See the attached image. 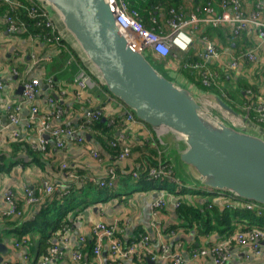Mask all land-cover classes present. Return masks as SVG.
<instances>
[{
	"label": "crops",
	"instance_id": "crops-1",
	"mask_svg": "<svg viewBox=\"0 0 264 264\" xmlns=\"http://www.w3.org/2000/svg\"><path fill=\"white\" fill-rule=\"evenodd\" d=\"M12 4L15 5L14 3ZM256 4L255 0H242V6L246 11L256 9ZM211 7L212 12L205 11L202 15H197L198 13L192 9L191 2L188 0L185 4L184 11L186 12L185 15L188 17L191 14H196L199 18L204 19L220 13L221 8L217 1L212 2ZM258 10L260 11L261 20L264 21V1H260ZM3 25H5L4 20L0 17V80L3 84L0 89V149L4 150L3 152L9 153L10 146L8 145L10 142L15 141L19 135L24 137L27 132V127H25V124L22 122L27 119L28 112L25 114L23 110L27 109L29 111L30 104L24 102L21 94L17 93L16 90L18 86L21 85L22 81L29 78L36 76L39 77L41 81L38 93L33 102L41 111H45L51 106L61 107L62 117L60 120L69 126L75 127L77 125L76 123H78V118H81L84 114V110L92 106H97L100 102L105 104V115H109V113L111 115L113 112L123 110V106L111 99V95L103 93V91L98 88H87L83 92L84 95L91 98L90 103L86 102L85 104H81L75 101L73 94L71 95L74 91L72 80L75 69L73 71V68L66 63L67 57L61 58L56 47H45L42 43L38 44V41L33 40L31 37L22 38L16 35V33L7 32L5 28L3 29ZM212 27H222L227 31L230 29V25H214L204 20H200L193 24H187L184 28V32L189 35L191 39L190 44L185 51L176 50L170 52L169 55H171L172 58H169L161 65L165 74L168 75V78L177 80L179 83L192 89L193 86L187 82L186 78L182 75L180 76L178 72L179 67L182 65L184 55L188 53L190 58H196V61H204L205 63L209 62L218 70L231 73L234 78H244L251 87L253 86V88H247L246 91H253L256 96V102L263 100L264 39L258 37L257 28L254 25H249L242 31L238 38L230 39L224 36L220 39L218 36L210 37L206 34L205 31ZM205 40L213 43L218 52L217 57L204 59ZM70 41L66 38V42L72 48ZM246 49V52L252 51L255 56L254 59L251 60L248 56L241 55L240 52ZM73 50L77 54L76 50ZM50 57L52 58L51 61ZM47 58L49 59L47 60ZM79 60L81 61V58H79ZM233 61H235L236 64L230 66ZM82 65L90 71L84 59H82ZM13 71H16L17 74L15 75L12 73ZM173 74H175V77ZM47 78H54L58 88H61V92L65 91L66 94H58V92L53 91L48 85L45 87ZM5 83H7L6 89L4 86ZM52 93H54V102L49 104L47 98L52 95ZM248 93H250V91H248ZM6 104H11V106L20 105L19 121L17 124H13L9 120L5 111ZM3 117L5 119L4 122L2 120ZM130 127L131 128H129L126 122H123L116 131V135H122L123 141L132 146L131 157L122 163L116 162L117 165L121 164V169H124L125 167L123 166L125 165L132 167L133 163L137 164L135 163L138 152L136 147L142 145L143 140H148L149 138L154 140L153 137H155V139H157V145L154 141L153 144L159 146V153H163L165 154L164 157L168 156L170 158L174 164L173 166L176 174L188 180V187L191 191L199 190L198 188L200 185L195 184L190 179L187 168L180 163L175 156V148L173 144H171L172 139L168 143H163L161 141L162 134H158L147 125L143 127L139 125L135 126L134 124ZM29 130L35 131L33 128H29ZM14 131L18 132L17 136L13 135ZM42 133L43 132L40 134H33L32 145L42 149L43 144L39 142L40 137L51 144V148L49 147V150L44 152V157H49L51 160L44 165L43 169L40 170V168L34 164L22 167L20 163H17L8 172H0V244L4 245L7 249L5 254L0 252V256L3 260L0 264H39V258L47 251L49 247L48 244L50 242H52V244L58 242L57 237L60 230L51 235L50 240L46 241L47 245L43 244V239L40 237L45 236V233H47V231L49 232V228L46 231L42 230L33 234L31 238L28 235L24 236L22 242V239H16L14 232L16 226L22 222L34 219L40 208V204L48 197V195L46 197L44 196L42 200H40L41 202L30 204L27 202L25 193L23 192L25 187L38 191L42 187V181L46 179L58 186L63 185V173L65 171L60 168L61 162H67L68 166H70L73 171L81 170L86 174L95 176V178H104L107 168L115 163L106 156L101 157V160H97L92 156L90 153L92 149L102 152L103 154V150L94 138L90 139V137H88L89 139L87 138L85 142L67 139L66 147L59 150V148L55 147L51 138L43 137ZM19 155L21 157H28L25 149H23V151L20 150ZM200 190L207 192L203 187H201ZM191 191L186 193L185 196L196 205L201 206L207 200V198L200 195H192ZM4 192H10L14 195L18 208L21 210L20 216L5 217L2 215V212L7 207L5 199L3 198ZM129 192L130 191L121 189L120 196L112 197L107 201L90 205L88 208L83 209V211L87 212V215H83V211H81L79 215L76 216L77 219L73 222L70 229L66 233L63 232L66 241L62 243V252L57 259L47 264H106V262H109L112 256L105 246L102 247L100 259L98 260L89 253L86 245H84L85 241H80V236L82 235L85 240L86 237H89V227L95 222H104L107 224L117 222L122 229L121 238L124 244L134 238L136 232L143 233L147 230H151V243L154 246L156 245V247L160 241L171 246V244L178 242V240H176L178 237L180 240L183 239L182 242L179 241L182 245L184 259L182 264H212L209 255L193 260L190 257L188 245H198L202 247L210 242L221 240L216 232L200 234L199 238H194L191 233L182 232H178V234H176L177 236L166 237L161 231V226L165 227L167 224L177 221L173 200L177 199L178 196H165V205L157 218L159 222L157 228L159 230L154 231L150 227L153 221L151 205L156 199L154 193H157L158 196H160V193L155 191ZM213 200L219 206L220 210L228 204L225 198L217 199L213 197ZM94 208H96V211ZM18 219V224L14 225L13 222ZM236 225V228L241 226L239 223H236ZM27 229L30 230V227L27 226ZM63 246L64 248H62ZM75 249H80L82 253L79 260L72 258V251ZM231 251L232 253L228 264H264V251L254 256L251 255L248 246H241L236 243L231 245ZM134 258L135 256L126 257L123 259V262L124 264H148V262L142 259L139 260ZM151 264H168V262L164 258L157 257L156 261Z\"/></svg>",
	"mask_w": 264,
	"mask_h": 264
},
{
	"label": "trees",
	"instance_id": "trees-1",
	"mask_svg": "<svg viewBox=\"0 0 264 264\" xmlns=\"http://www.w3.org/2000/svg\"><path fill=\"white\" fill-rule=\"evenodd\" d=\"M187 1L188 0H126V3L129 9H133L138 12L139 19L144 27L155 32H168L169 28L166 23L171 17L170 10L174 9L178 13L186 14L184 7ZM214 1L218 2L219 0H190L192 9L198 13L197 15H202L205 12V8L208 5H212V2ZM255 1L260 5V1L264 0ZM15 2H18L19 5H13V2L10 1L0 0V17L3 18L5 24L3 25V29L5 28L6 30L8 26V23L5 22V18L10 16L14 25L17 26L13 33H16V35H19L22 38L31 37L33 40L38 41V44L42 43L45 47H56L61 58H66L68 56L67 50L55 44L54 39H50L51 36L49 33V27L44 24V20L39 11L35 10L33 14H28L27 9L40 5L39 0H15ZM205 32L210 37L218 36L220 39L224 36L226 38L229 37L230 39H235L242 33L241 32L238 35L233 36L230 29L227 31L222 27H212L211 29H207ZM60 42L63 43V41ZM67 49L76 54L68 44ZM172 51H174V49H171V52ZM246 51L247 49L241 51V55L243 56ZM147 57L153 66L167 77L161 65L169 58H172V56L168 54L165 57H160L151 51H147ZM51 59L52 58L50 57V61ZM196 60V58H190L188 53L184 55L182 65L178 70L180 76L182 75L186 78L187 82L195 88V91L207 92L220 97L236 112L242 115H247L249 120L264 130V121L258 120L257 113L254 109L256 96L253 91L248 90L250 93L246 91L247 88H253V86L251 87L244 78H234L231 73L218 70L209 62H206L205 64L216 74V77L209 85H204L197 70L183 67L184 64L194 62ZM69 66L73 68V71L76 68L73 64ZM51 79L53 82L52 90L59 92L61 88H58L56 84L57 82L54 78ZM100 89L103 93L109 94L103 85H101ZM72 94L73 92L71 95ZM80 103L85 104L86 101ZM124 107L128 110L125 105ZM90 108L92 110H100L101 115L92 122L91 130L86 133L89 135L90 139L94 138L103 150V154L102 152L99 153L101 155L100 157L106 156L115 162L112 166L115 167L117 175L116 186L109 187L106 185L101 187L93 182L75 184L72 183V181H64L63 184L67 185L66 188H60L59 190L50 193L44 202L40 204V208L34 219L22 222L21 224H18L19 219L13 222L14 225L18 224V226L14 229L16 239L21 240L27 235L31 238L33 234L42 230L46 231L49 228L50 233L47 231L45 236L40 237L43 239V244H46V241L50 240L51 235L59 231L62 226L71 227L73 222L77 219L76 216L79 215L83 209L88 208L90 205L107 201L112 197L120 196L121 189L130 191L129 193L155 191L159 193L165 192L170 196H178L176 199L178 205L175 207L177 221L175 223H169L165 227L161 226V231L166 237H171L178 234V232H182L191 233L194 238H199L200 234H210L212 232H216L221 239H224L237 231H243L253 226L264 228V211L258 213L255 209H249L239 205H225V207L220 210L219 206L213 200L212 195L208 192L200 190L203 186H200L198 188L199 190L191 191L190 188L186 186L188 184L187 180L176 174L170 158L168 156L164 157L165 154L158 152L159 146H156L157 144H153V141H157L155 137H153L154 140L150 138L148 140H143L142 145H138V147H136L138 152L135 163L137 164L133 163L132 167L125 165L123 166L125 168L121 169V164H116L115 156L122 150L124 142L123 139H119V136L116 135V131L119 126H121L124 122L123 110H119L117 112H113L111 115L105 116V104L103 102H100L97 106H92ZM84 120V116L78 118V123H76L77 125L75 127L78 128L80 124H83ZM35 133H37L36 130L32 131L27 129L24 136L25 138L20 135L17 136V139L10 142L8 145L10 146L9 153H5L3 152L4 150L0 149V172H8L17 163H20L22 167L34 164L41 170L44 168L46 163L50 162L51 159L49 157H44V152H47L49 147L51 148V144L46 142L44 148L42 149L32 145V138ZM85 135L82 140L83 142L87 141ZM111 142L115 143L114 146L111 145ZM23 149H25L28 157H21L19 155L20 150L23 151ZM131 155L132 146L130 145V155L128 158H130ZM158 163H168L173 166V171L170 173V176H162L159 178L148 177V169L157 166ZM65 170L70 171L71 167L68 166ZM132 172H136V175H133ZM76 173L81 174L83 172L78 170ZM203 188L208 190L207 187ZM66 189L68 191H66ZM188 190L191 191L192 195H200L207 198V200L201 206L196 205L191 200L189 201L185 196V194L188 193ZM160 212H162V210ZM236 223L241 224V226L236 228ZM27 226L30 227V230L27 229ZM150 232L151 230H147L143 233L150 234ZM171 232L174 234L172 235ZM139 233L142 234V232H136L135 236ZM176 240H178V242L171 244V246L176 243H181L183 239L180 240L177 237ZM84 243L87 250L92 255L91 250L94 245L93 239L91 237H86ZM128 243L129 242H126L125 245ZM211 243L213 242L206 245ZM51 244L52 242H50L48 246ZM188 247L191 251L192 248L198 247V245H188ZM141 259L147 262L148 258L142 256Z\"/></svg>",
	"mask_w": 264,
	"mask_h": 264
},
{
	"label": "water",
	"instance_id": "water-1",
	"mask_svg": "<svg viewBox=\"0 0 264 264\" xmlns=\"http://www.w3.org/2000/svg\"><path fill=\"white\" fill-rule=\"evenodd\" d=\"M39 2L111 97L158 134L170 133L174 154L195 184L264 205L262 128L220 97L163 75L147 54L131 45L107 0ZM22 89L19 85L17 93ZM42 136L50 137L48 132ZM6 251L0 244V252Z\"/></svg>",
	"mask_w": 264,
	"mask_h": 264
},
{
	"label": "built area",
	"instance_id": "built-area-1",
	"mask_svg": "<svg viewBox=\"0 0 264 264\" xmlns=\"http://www.w3.org/2000/svg\"><path fill=\"white\" fill-rule=\"evenodd\" d=\"M13 2L15 5H19L15 0H6ZM110 6V9L114 15L115 21L124 28L129 36L131 45L141 50L143 53L147 54V51H151L160 57H165L170 54L171 49L183 50L185 51L190 44V37L184 32V28L187 24L196 23L202 19H200L196 14H191L186 16L185 14L178 13L174 9L170 10L171 17L167 20V26L169 28L168 32H155L151 29H148L142 25L138 12L133 9H129L126 3V0H107ZM221 11L216 15L210 16V18L203 19L204 21L210 22L214 25L227 24L230 25V31L233 36L238 35L243 30H245L249 25H254L257 28V35L259 38L264 39V21L260 18V11L258 8L259 4L256 5V9L251 11H246L242 6V0H219L218 1ZM39 11L41 14L44 24L49 27L50 39L55 40V44L61 46L66 49L68 52V56L66 58V63L68 65H75V73L73 75V98L77 102L87 103L91 102V98L87 95H84L83 92L87 88H101V83L82 65V58L77 53L74 54L67 49V42L64 36V33L58 28L57 24L54 22L52 17L49 15L48 11L44 8L42 4L36 5L35 7H31L27 9L28 14H33L34 11ZM206 12H212V7L209 5L205 8ZM5 22L8 23L6 28L7 32H14L17 26L14 25L13 20L10 16L5 18ZM49 40V39H48ZM60 41H63L61 43ZM206 46L204 49V59H210L211 57H217L218 52L213 45L212 42L205 40ZM69 45V44H68ZM70 46V45H69ZM244 56H248L249 59H254L255 56L252 51H248L244 53ZM81 58V61L79 58ZM49 58H47L48 60ZM236 64L235 61L232 62L230 66H234ZM86 66V65H85ZM185 68H190L192 70H197L202 79V83L204 85H209L216 74L211 71L205 64L204 61H194L190 63H186L183 65ZM15 75L16 71H13ZM46 85L50 86L52 89L53 82L51 78L46 79ZM41 81L39 77H32L27 80L21 82L23 86L22 89V100L26 103H29V111L27 115V119L25 122V127L27 129L33 128L36 130L37 134L41 132H48L53 144L59 150H62L66 147L67 139L76 140L77 142H82L83 137L86 132L91 130L92 122L101 115V111L98 109L92 110L91 108H86L84 110L85 120L83 124H80L78 128L67 125L66 123L60 120L62 116V109L59 107H49V109L45 111H41L39 107L33 102L36 94L38 93L39 86ZM3 84L0 80V89ZM54 93L48 96L47 101L49 104L54 102ZM58 94H66V92H61L59 90ZM111 99L120 103L123 106L124 113V122L131 128V125L135 126H145L146 124L138 119L131 110H127L124 105L111 97ZM248 109V107H247ZM255 112L257 113L258 120L264 121V99L257 101L254 106ZM6 114L13 124H17L19 121V113H20V105H5ZM110 115V113H109ZM106 116V115H105ZM247 117V115H244ZM14 136L18 135V132H13ZM119 139H123L122 135H119ZM39 142L43 144L42 148H44L47 140L42 139L40 137ZM123 142V141H122ZM115 143L111 142V145L114 146ZM92 156L101 160L100 152L97 150H90ZM130 155V145L126 142H123V147L120 152L116 154V162L122 163L128 159ZM173 164V163H172ZM174 165V164H173ZM68 167L67 162H61L60 168L64 170V181L81 184L84 182H93L98 186H116L117 175L115 172L114 166H109L106 170V175L104 178H95V176L86 174V173H76V171L70 170L66 172V168ZM173 171V166L168 163H158L157 166L151 167L147 171L148 177L151 178H159L162 176H170V173ZM133 175H136V172H132ZM66 184L61 186L56 185L49 180L42 181V187L38 191H34L31 188L25 187L23 192L25 193V198L28 203L35 204L38 203L42 198L53 191L59 190L60 188L65 189ZM66 191H68L66 189ZM208 193L212 195V197H216L217 199L225 198L228 202L229 206H243L249 209H255L258 213L264 211V206L255 203L250 200L240 199L232 194H228L223 191L206 189ZM168 195L165 192H160V196H158L152 202V216L153 221L151 223V229L159 230L158 227V215L162 208L165 205L166 198ZM172 197V196H171ZM3 198L6 202V209L2 212V215L5 217H18L21 214V210L18 208V204L15 200V197L10 192H4ZM41 202V201H40ZM178 202L176 199L173 200V206L176 207ZM70 227L62 226L60 231L58 232V242H54L51 244L47 251L40 256L39 264H47L48 262L55 260L58 258L60 253L62 252L61 246L66 240L64 238V233H66ZM121 228L117 224V222H112L110 224L104 222H95L89 227V237L93 239V247H92V255L95 259H100V254L102 247L105 246L107 251L112 256V259L106 264H124L123 259L126 257L135 256L137 259H141L142 256L147 257L151 261H156L157 257L164 258L167 260L168 264H182L183 262V252L182 245L180 243H176L173 246L168 245L164 242H159L157 247L154 246L151 241V235L140 233L129 241L127 245L124 244L121 238ZM64 232V233H63ZM173 235L174 233L171 232ZM23 239L21 240V242ZM80 241H85L84 236H80ZM236 243L241 246H248L250 248L251 255L257 256L264 251V228H260L258 226H253L251 228H247L243 231H237L234 234L226 237L224 239L215 241L209 245L198 246L192 248L190 251V257L193 260H197L199 258H203L205 256H210L212 260V264H228V261L231 257V244ZM64 248V246L62 247ZM82 256L80 249H75L72 251V258L75 260H79ZM247 256V255H246Z\"/></svg>",
	"mask_w": 264,
	"mask_h": 264
},
{
	"label": "rangeland",
	"instance_id": "rangeland-1",
	"mask_svg": "<svg viewBox=\"0 0 264 264\" xmlns=\"http://www.w3.org/2000/svg\"><path fill=\"white\" fill-rule=\"evenodd\" d=\"M210 7H211V5H209ZM201 19V18H200ZM204 19H206V18H204ZM203 20V19H202ZM177 49H174V51H176ZM173 76L175 77V74H173ZM167 77H168V75H167ZM146 124V123H145ZM164 139H165V141L166 140H169V139H171L170 138V133L168 132L167 133V135H165L164 133H162V135H161ZM157 143V141H155V144ZM175 148H176V146H175ZM188 181V180H187ZM190 182V181H189ZM187 187H188V184L186 185ZM189 188V187H188ZM188 192H190L189 190H188ZM154 231H156V227L154 228ZM149 242H151L150 241V239H149ZM152 262H154V261H152Z\"/></svg>",
	"mask_w": 264,
	"mask_h": 264
},
{
	"label": "bare ground",
	"instance_id": "bare-ground-1",
	"mask_svg": "<svg viewBox=\"0 0 264 264\" xmlns=\"http://www.w3.org/2000/svg\"><path fill=\"white\" fill-rule=\"evenodd\" d=\"M209 4H210V3H209ZM157 20H158V19H157ZM250 119H251V118H250ZM167 133H168V132H165L164 134L167 135ZM170 138L172 139V136H170ZM171 139L165 141V139L161 136V141H162L163 143H168Z\"/></svg>",
	"mask_w": 264,
	"mask_h": 264
}]
</instances>
